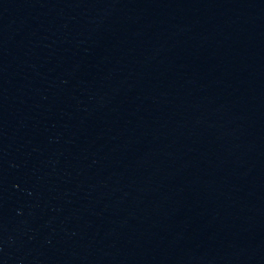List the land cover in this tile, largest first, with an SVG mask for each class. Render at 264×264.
Listing matches in <instances>:
<instances>
[{"label": "water", "instance_id": "obj_1", "mask_svg": "<svg viewBox=\"0 0 264 264\" xmlns=\"http://www.w3.org/2000/svg\"><path fill=\"white\" fill-rule=\"evenodd\" d=\"M0 264H264V0H0Z\"/></svg>", "mask_w": 264, "mask_h": 264}]
</instances>
